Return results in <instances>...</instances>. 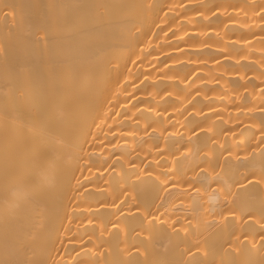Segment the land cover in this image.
I'll return each mask as SVG.
<instances>
[{"label":"bare ground","instance_id":"6f19581e","mask_svg":"<svg viewBox=\"0 0 264 264\" xmlns=\"http://www.w3.org/2000/svg\"><path fill=\"white\" fill-rule=\"evenodd\" d=\"M0 264H264V0H0Z\"/></svg>","mask_w":264,"mask_h":264}]
</instances>
